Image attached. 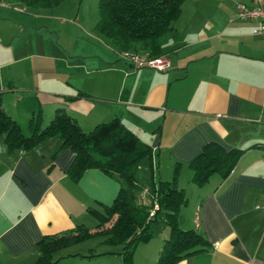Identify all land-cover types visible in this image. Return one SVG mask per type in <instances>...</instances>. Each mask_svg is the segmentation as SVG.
Returning <instances> with one entry per match:
<instances>
[{"label":"crops","instance_id":"0c3cea01","mask_svg":"<svg viewBox=\"0 0 264 264\" xmlns=\"http://www.w3.org/2000/svg\"><path fill=\"white\" fill-rule=\"evenodd\" d=\"M2 1L1 103L22 133L37 115L47 125L58 108L84 131L118 118L152 150L135 169V203L150 205L153 183L175 180L185 194L181 228L208 241L175 264H264V38L252 33L260 21L235 17L234 6L251 0H184L161 44L165 70L134 67L96 30L97 8L84 0ZM211 142L243 152L226 176L198 184L190 163ZM60 144L54 136L10 149L0 136V264H32L44 235L95 227L92 210L123 185L99 168L72 179L74 152ZM162 229L138 243L133 264L156 262ZM112 249L120 258V246Z\"/></svg>","mask_w":264,"mask_h":264},{"label":"trees","instance_id":"16d2710c","mask_svg":"<svg viewBox=\"0 0 264 264\" xmlns=\"http://www.w3.org/2000/svg\"><path fill=\"white\" fill-rule=\"evenodd\" d=\"M42 5L52 6L60 0H35ZM184 0H98V19L95 28L107 37L122 52L148 51V55L161 54V44L173 22L179 17ZM86 95L85 93H80ZM29 135H24L18 123L4 110L0 94V136L8 148L28 149L38 142L57 136L61 147H69L74 158L69 165V176L77 180L89 168H99L106 173L116 174L123 181L116 197L102 211L93 209L98 222L89 228L77 225L74 229L57 234L44 235L38 242L39 255L32 264H58L54 252L72 243L81 242L92 236L102 237L108 245H120L118 251L124 264H132V254L140 242L151 238V222L161 217L169 227L154 264H175L182 258L203 251L208 241L192 229H183L179 224L180 206L185 194L175 180H158L153 183L151 202L154 198L158 208L149 214L148 206L137 205L133 194L139 188L135 169L140 160L151 159V147L141 141L118 118L97 124L92 130L84 131L75 118L63 108L56 109L53 118L41 126V116L29 121ZM243 150L224 149L217 143H207L191 161L193 181L205 182L209 175L218 172L226 176L235 166ZM113 248V247H112ZM108 248L100 253H112Z\"/></svg>","mask_w":264,"mask_h":264},{"label":"rangeland","instance_id":"374dc122","mask_svg":"<svg viewBox=\"0 0 264 264\" xmlns=\"http://www.w3.org/2000/svg\"><path fill=\"white\" fill-rule=\"evenodd\" d=\"M89 5V8H97V0H84L83 7ZM139 172V171H138ZM139 175V174H138ZM166 225L162 222V218L151 222L150 229L154 236L157 237L162 233V228ZM162 226V227H161ZM167 226V225H166ZM181 227V226H180ZM154 239V238H153ZM154 241V240H153ZM142 243V242H140ZM162 245V244H161ZM120 245H108L102 242V237L92 236L81 242L72 243L57 250L55 257L58 258V264H124L122 255L116 258L109 253H100L103 250ZM122 246H120L121 248ZM77 252L75 255H67L68 253ZM139 252H136L135 258H138ZM134 252L132 254V264L134 263Z\"/></svg>","mask_w":264,"mask_h":264},{"label":"built area","instance_id":"2783aa9c","mask_svg":"<svg viewBox=\"0 0 264 264\" xmlns=\"http://www.w3.org/2000/svg\"><path fill=\"white\" fill-rule=\"evenodd\" d=\"M0 4H4V1L0 0ZM234 6L235 17L243 20L258 19L260 21V24L252 29V33L264 38V0H251L250 3L236 1ZM123 56L126 57L136 68L149 67L157 70H165L170 67V61L164 55L151 56L147 53L138 54L137 52L130 50L124 51ZM157 208L158 203L153 198L149 214L153 215Z\"/></svg>","mask_w":264,"mask_h":264}]
</instances>
